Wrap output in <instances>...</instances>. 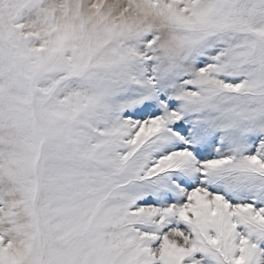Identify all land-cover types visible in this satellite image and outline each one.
Masks as SVG:
<instances>
[{
  "label": "snow or ice",
  "instance_id": "snow-or-ice-1",
  "mask_svg": "<svg viewBox=\"0 0 264 264\" xmlns=\"http://www.w3.org/2000/svg\"><path fill=\"white\" fill-rule=\"evenodd\" d=\"M0 264H264V0H0Z\"/></svg>",
  "mask_w": 264,
  "mask_h": 264
}]
</instances>
